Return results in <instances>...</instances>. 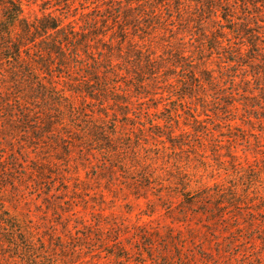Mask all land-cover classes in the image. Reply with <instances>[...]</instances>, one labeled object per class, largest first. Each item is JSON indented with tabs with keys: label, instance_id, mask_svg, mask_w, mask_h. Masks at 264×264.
Returning a JSON list of instances; mask_svg holds the SVG:
<instances>
[{
	"label": "rangeland",
	"instance_id": "374dc122",
	"mask_svg": "<svg viewBox=\"0 0 264 264\" xmlns=\"http://www.w3.org/2000/svg\"><path fill=\"white\" fill-rule=\"evenodd\" d=\"M89 1L72 0L70 7L37 0L25 3L23 14L32 19L52 11L64 24L78 27L95 13L87 6ZM84 6L90 15H80ZM190 34L182 46L195 53L196 37ZM171 36L176 35L164 37V47L174 40ZM225 56L212 55L207 65L220 85L225 84L218 92L226 98L206 87L197 92L199 96L193 93L183 103H174L178 90L157 85L161 94L133 101L127 116L115 109L119 115L114 117V158L95 149L85 155L73 149L67 157L51 135L12 128L18 127V104L11 98L6 103V95H1L0 193L8 190L11 202L0 203V215L9 212L19 220V228L24 229L17 235L20 243L35 237L47 253V264H264V110L250 106L258 101L242 90L247 86L257 93L253 75L257 68L239 70L231 62L223 64ZM3 59L0 67L8 70L10 60ZM4 74L0 70V81ZM244 75L248 84L241 82ZM229 93L235 94L232 107L222 103L231 98ZM160 96L163 99L154 106V98ZM69 98L80 103L76 96ZM40 103L27 107L31 120L37 117ZM172 108H176L173 116ZM108 114L112 118L111 111ZM157 121L162 127L155 129L152 125ZM168 123L170 128L165 126ZM166 130L172 131L175 141L185 138L189 143L179 148L155 135ZM138 142L144 148L138 152L141 160L133 162L128 149ZM229 151L237 155L235 162ZM111 161L112 171L108 170ZM177 166L185 168L186 178L193 170L202 175V182L215 186L213 193L217 183L224 194L230 185L237 186L242 194L239 202L234 207L221 204L222 218L208 216L211 208H204L203 214L197 205L184 208V192L169 197L162 191L174 187L170 183L178 178Z\"/></svg>",
	"mask_w": 264,
	"mask_h": 264
},
{
	"label": "trees",
	"instance_id": "16d2710c",
	"mask_svg": "<svg viewBox=\"0 0 264 264\" xmlns=\"http://www.w3.org/2000/svg\"><path fill=\"white\" fill-rule=\"evenodd\" d=\"M35 1L0 0V60H4L3 56L10 60L8 70L0 67L5 73L0 81L4 94L0 96L6 95V103L11 98L18 104V127L12 128L18 131L22 128L25 133L29 129L38 130L51 135L55 146H61V152L67 157L73 149L79 150L80 155L95 149L114 158V117L119 115L114 113L115 109L127 116L128 106L133 105V101L150 94H161L156 91L158 87L178 90L174 103H183L182 100L193 93L199 96L197 92L206 87H213L216 92L222 90L225 84L220 85L218 77L207 65L212 55L229 54L224 57L223 64L231 62L239 70L257 68L253 73L257 76V93L253 94L247 86L242 90L250 94L249 99L258 101L250 106L264 110V82L259 87L264 81V0H90L87 6H91V12L95 13L78 27L64 24L52 11L26 18L23 6ZM40 1L43 4L45 0ZM47 1L58 6L69 5L68 0ZM87 6L82 7L81 16L90 15L84 12ZM165 10L169 14H165ZM164 31L176 35L171 36L174 40L165 47L162 42L168 35ZM189 33L196 37L195 53H188L182 46L188 43L185 39ZM160 46H163L161 51ZM245 76L241 82L248 84ZM229 80L233 84L234 79ZM221 93L223 95L219 93L217 96L226 98V94ZM234 95L229 93L231 98L222 103L234 106ZM72 96L78 97L80 103H74L69 98ZM158 99L163 97L154 98V106L161 102ZM68 100L71 105L64 103ZM37 101L41 102V107H37L40 111L31 120L32 112L27 107ZM108 110L113 114L112 118ZM145 110H149L148 107ZM175 110L172 108L169 114L173 116ZM255 118L259 120L260 117ZM168 120L172 119L168 117ZM156 123L153 128L162 127L159 121ZM165 126L170 128L171 123ZM155 132L172 146L180 148L189 143L185 138L175 141L171 130ZM143 148L139 142L130 145L129 158L140 161L138 152ZM228 155L234 162L238 158L231 151ZM113 161L110 171L114 170ZM140 170L145 176L141 166ZM184 179L187 178L179 177L170 184L179 189ZM202 183L205 186L195 194L180 191L184 192L182 196H187L182 198L184 208L197 205L200 214L205 213L204 208H211L209 213L206 211L208 216L222 218L225 214L221 204L234 207L242 196L235 185H230L224 194L222 184L217 183V190L213 193L215 186L212 188L205 181ZM205 199L213 201L206 202ZM4 225H7L6 230ZM20 226L19 220L9 212L1 214L0 242L11 243V229L15 228L17 235L22 234ZM5 251L7 249L0 247V256Z\"/></svg>",
	"mask_w": 264,
	"mask_h": 264
},
{
	"label": "clouds",
	"instance_id": "9594fccd",
	"mask_svg": "<svg viewBox=\"0 0 264 264\" xmlns=\"http://www.w3.org/2000/svg\"><path fill=\"white\" fill-rule=\"evenodd\" d=\"M68 2L71 7V0H68ZM64 103L71 105V100L65 101ZM184 172L185 168L177 166L178 178L182 177ZM181 184L182 186L179 189L176 187H164L162 191L168 194L169 197H172L178 190L190 191L195 194L201 187L205 186L202 183V175L196 174L194 170L189 174L187 179L181 181ZM5 200H9L8 190L0 193V203H4ZM9 202L11 201L9 200ZM12 214L14 215L15 213ZM4 229H7V225H4ZM20 231H24V229L21 228ZM11 241V243L0 242V247L7 249L3 256H0V264H47L45 260L47 253L45 249L41 248L40 244L36 243L35 237L21 244L17 239L16 229L13 228L11 229Z\"/></svg>",
	"mask_w": 264,
	"mask_h": 264
}]
</instances>
